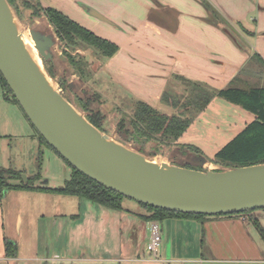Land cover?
I'll return each instance as SVG.
<instances>
[{
	"label": "crops",
	"instance_id": "obj_1",
	"mask_svg": "<svg viewBox=\"0 0 264 264\" xmlns=\"http://www.w3.org/2000/svg\"><path fill=\"white\" fill-rule=\"evenodd\" d=\"M38 3L61 11L96 35L116 43L118 52L107 59L110 73L102 70L103 76L128 97L161 112L176 113L162 96L166 91L173 94L171 89L176 88V82L182 85L181 79L215 90L232 85L264 87V0H38ZM7 101L14 107L20 106ZM203 115L216 118L212 126H202V131L214 135L209 138L210 143L227 140L224 145L255 118L219 97L198 115L192 128L199 127ZM14 116L15 119L7 120L5 115L4 120L0 115V171L12 169L24 175L26 168L18 164L24 160L22 142L31 132H27L26 114ZM190 127L187 133L192 131ZM34 137L31 135L30 140ZM195 137L200 144L203 136ZM35 142L34 138L30 144L35 146L36 156L39 147L36 149ZM209 145L198 148L204 154L211 151L214 156L220 149L208 148ZM21 191L17 190V194ZM9 195L2 200L0 192V264H20L25 258L21 257L23 247L18 235H22L25 219L20 209L21 224L16 225V219L14 222L9 213ZM81 200L84 199L78 201L79 215L73 213L69 219L60 212L64 218L56 221V240L66 233L62 250L70 259L81 257L86 250H96L119 264H264V241L247 215L158 222L163 241L158 256L154 257L149 244L151 224L156 221H143L139 216L142 209L124 204L126 211L119 212ZM257 219L263 225L264 214L257 215ZM29 228L35 232L32 224H27ZM7 241L17 245L16 257L7 256ZM206 248L209 255L203 253Z\"/></svg>",
	"mask_w": 264,
	"mask_h": 264
},
{
	"label": "rangeland",
	"instance_id": "obj_2",
	"mask_svg": "<svg viewBox=\"0 0 264 264\" xmlns=\"http://www.w3.org/2000/svg\"><path fill=\"white\" fill-rule=\"evenodd\" d=\"M13 6L14 8L12 7L11 10L17 19L19 33L22 35L26 47L33 58L42 65L52 84L56 86L57 90L66 99L68 98L70 100L72 105L84 117L87 118L91 115L97 118L107 135L133 150L134 146L131 140L128 139L124 132L121 131L122 133H120L119 124L125 117H129V119L133 117L135 103L138 101L135 98L128 97L120 89L116 88L113 81L111 82L107 77L103 76L102 70H107L106 64L108 58H103L101 53L89 47L87 44L81 43L78 47H71L61 41L44 11L49 7H42L41 5L40 8L36 5L33 7L28 0H15V5ZM45 37L53 39L54 43L52 47H48L45 42ZM40 43L46 46L44 50L41 49ZM43 51H45L46 57L42 55L44 54ZM87 56L90 60L96 61L92 63L87 62ZM71 59L78 61V65L77 63H71ZM83 60L87 64H83ZM107 72L110 73L109 70ZM175 84L176 88L171 89V91L173 95L181 97L185 93L186 87L183 83L182 85L179 82ZM3 95L4 90L0 82V115L4 120L9 115L11 116L7 120L15 119L14 115H25L20 106L15 105L14 107V105L8 104V101L3 98ZM225 103L231 105L227 101ZM24 117L28 125L27 132H31V135L35 136L36 149L39 148L35 156V146H31L30 144L34 138L30 140L31 135L29 136L28 134L27 139L23 140L21 147L24 160L18 166L22 165L26 168L24 175L28 177L40 174L41 178L34 181V185L37 187L60 188L64 186L65 182L72 176L71 166L47 145L40 142L37 130L32 126L28 118L26 116ZM214 122H216V118L213 115H203L199 119L198 128H196L197 126L195 128L191 126L192 131L185 132V135L179 138V140L181 139L180 144H178V140L170 146L162 145L157 155L146 156L150 160H156L159 164L166 163L173 168L187 166L204 172L230 170L209 162L210 157H213V152L205 153L206 156L203 152L195 154L189 148L194 145L197 148H203L207 147L208 144H210L208 148L211 149L215 148L219 150L222 148L227 140L224 143H210V139L214 135L211 132L207 134L205 131H202V126H212ZM197 135L203 136L200 144L196 137V139L193 138V136ZM16 144L19 145L18 142ZM156 146L157 143L151 141L147 144L146 149L151 153ZM39 157L41 162L40 167L37 162ZM21 176V179L24 181L23 174ZM6 177H10V175L6 173ZM21 179H12L10 183H20ZM36 192V194H31L28 191H21V193L17 194V190L5 188L4 192L1 193L2 200L10 194L7 200L9 201L11 211L9 212L5 207L4 210L5 212L11 213L14 222L16 219L17 226L21 224V217L19 216L20 209L23 210L20 214L23 212L25 223L22 225V235H18V242L23 247L21 257L25 258V260L20 264H119L115 262V259L107 260L108 257H103L99 254L102 252H97L96 250H86L81 257H73L76 259L67 257L62 250L66 233L56 240V221L59 219L60 222L64 217L70 219L73 213L79 215L81 209L79 210L78 201H80V198L44 193L41 191ZM17 195H20V198ZM81 201L86 203V200ZM124 204L125 207L136 205V207L141 209L136 202L129 199H126ZM83 208L84 206L82 205ZM60 212H62L64 217L60 215ZM257 212L258 214H256ZM262 214H264V211L256 210L251 214L245 213L244 215H247L248 219L250 221L252 220L253 223V220L257 219V215ZM262 223L264 225V220H262ZM27 224H32L34 233L30 228L27 229ZM203 253L204 255H209L208 249L206 248ZM150 256L154 258L151 254Z\"/></svg>",
	"mask_w": 264,
	"mask_h": 264
},
{
	"label": "water",
	"instance_id": "obj_3",
	"mask_svg": "<svg viewBox=\"0 0 264 264\" xmlns=\"http://www.w3.org/2000/svg\"><path fill=\"white\" fill-rule=\"evenodd\" d=\"M10 9L7 0H0V73L37 132L69 164L103 187L159 209L207 216L264 209V164L207 172L173 168L111 141L50 86L22 42ZM45 42L48 47L54 43L46 37ZM86 61L96 60L87 56Z\"/></svg>",
	"mask_w": 264,
	"mask_h": 264
},
{
	"label": "trees",
	"instance_id": "obj_4",
	"mask_svg": "<svg viewBox=\"0 0 264 264\" xmlns=\"http://www.w3.org/2000/svg\"><path fill=\"white\" fill-rule=\"evenodd\" d=\"M7 1L10 6L14 8L13 5H15V0ZM28 2L33 7L36 5L40 8L38 0L33 3H31V0H28ZM44 11L50 24L54 27L59 39L65 42L67 46L78 47L81 43L87 44L89 47L101 53L103 58L108 59L112 58L118 52L119 47L116 43L96 35L94 32L76 22L61 11L51 7L45 9ZM257 58L258 56L254 57V59ZM71 63H77L78 65L79 62L71 59ZM83 64L87 63L83 60ZM181 81L186 87L185 93L181 97L168 93L167 91L162 96V100L174 109L176 113L167 114L155 109L145 102L138 101L135 103L133 117L130 119L129 117H125L120 122V133L124 132L126 134L128 139L131 140L134 149L144 155H157V152L160 151V146H170L171 144L177 142L179 138L182 137L189 129L195 118L201 112L206 110L214 98L219 97L233 105L241 107L245 111L253 114L255 118L253 121L248 123L232 140L217 151L213 157H210L209 162L226 169H237L264 164V87L254 86L249 88H240L232 85L223 90H215L199 82H192L187 79H181ZM0 82L4 90L5 99L19 104L1 73ZM68 101L70 102V100ZM87 119L100 131L106 133L97 118L90 115ZM39 136L42 143L47 145L60 158H62L50 145H48L40 134ZM151 141L156 142L157 146L150 153L147 151L146 147ZM189 148L195 154L201 153L200 149L194 146H190ZM64 161L71 166L72 176L65 182L64 186L60 188L35 186L34 181L41 178L40 174L30 177L28 182L25 183L21 179V172L9 169L0 171V192H4L5 188H9L11 190L41 191L44 193H53L84 199L92 204L109 210L119 212L126 211L124 208V201L128 198L103 187L77 170L66 160ZM40 165L41 162L39 157L38 166L40 167ZM181 167L194 169L187 166ZM6 173H8L10 177H6ZM12 179H21V181L20 183L12 184L10 183V180ZM136 203L142 209L143 213L139 216L145 222L156 221L162 223L168 219L201 220L210 217L207 215L177 213L151 207L138 202ZM261 210L264 211V209ZM252 212L254 211L246 212V214H251ZM253 225L257 228L262 240L264 241V226L257 219L253 220ZM17 252V245L7 241V256L10 258L16 257Z\"/></svg>",
	"mask_w": 264,
	"mask_h": 264
},
{
	"label": "built area",
	"instance_id": "obj_5",
	"mask_svg": "<svg viewBox=\"0 0 264 264\" xmlns=\"http://www.w3.org/2000/svg\"><path fill=\"white\" fill-rule=\"evenodd\" d=\"M163 236L162 229L158 222H153L151 224V239L149 244V249L154 257L158 256L159 248L162 244Z\"/></svg>",
	"mask_w": 264,
	"mask_h": 264
},
{
	"label": "bare ground",
	"instance_id": "obj_6",
	"mask_svg": "<svg viewBox=\"0 0 264 264\" xmlns=\"http://www.w3.org/2000/svg\"><path fill=\"white\" fill-rule=\"evenodd\" d=\"M9 11H10V15H11V17H12V20H13V22H14V25H15L16 29H17L18 32H19V26H18L17 19H16L15 15H14L13 11H12L11 9H10ZM20 36H21V38H22V42L24 43V45H25V47H26V44H25V42H24V40H23L22 35H20ZM26 49H27L28 53L30 54V56H31L32 60L34 61V63L38 66V68L40 69V71L46 76V78H47V80H48L50 86H51L52 88H54V89H57L56 86H54V85L52 84V81L50 80V78L46 75L44 69L42 68V65H41L38 61H36V60L33 58L32 54L30 53V51L28 50L27 47H26ZM110 140L113 141V139H110ZM155 162L158 163L156 160H155Z\"/></svg>",
	"mask_w": 264,
	"mask_h": 264
}]
</instances>
